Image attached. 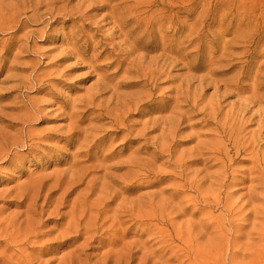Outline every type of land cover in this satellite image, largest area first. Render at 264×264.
I'll use <instances>...</instances> for the list:
<instances>
[{
	"label": "rangeland",
	"instance_id": "obj_1",
	"mask_svg": "<svg viewBox=\"0 0 264 264\" xmlns=\"http://www.w3.org/2000/svg\"><path fill=\"white\" fill-rule=\"evenodd\" d=\"M21 1L0 0V91L17 84L1 83L9 76H36L46 91H7L0 104L2 113L14 116L19 112L11 109L17 106L38 105L47 123L32 121L34 131L62 128L67 122L58 107L70 108L65 112L69 113L73 104L79 105L95 75L115 71L106 67L109 60L104 57L91 64L90 59L77 62L70 53L89 50L91 56L94 49V55H99L103 49L96 45L100 39L95 37L96 26L105 31L117 23L103 20L108 7L92 10L95 17L90 20L83 17L98 7L95 0L60 2L51 16L41 9L40 20L33 22L28 20L31 11L23 14ZM155 1L157 5L146 10L144 20L130 26H152L154 44L164 31L161 26H172L170 35L177 32V36L171 45L179 50L175 58L182 61L173 65L169 78L158 81L166 84L154 93V102L129 112L128 121L135 125L167 118L146 136L153 143L148 152L142 150L144 140L132 143L128 153L139 151L136 159L140 170L129 179L121 178L127 169L111 171L119 185H113L106 197L111 200L114 190L119 194L96 222L100 229L69 240L75 235L64 231L71 207L63 209L61 192L50 190V184L42 189L40 180L48 181L50 174L65 170L74 161L76 146L50 141L47 144L55 146L54 150L43 146L31 151L11 149L9 158L0 160V221H13L14 225L0 227V237L9 243L8 247L0 243V264H264V114L258 113L264 108L258 104L264 97V0ZM121 3L113 2L109 7ZM16 20L24 23L17 35ZM226 42L235 48L232 56L211 63L212 52ZM157 47L150 55L161 52L160 45ZM128 67L125 64L123 69ZM238 73H243L240 86L244 89L239 95L227 89L229 95L219 106L216 88ZM126 77L122 81L121 74L117 75L113 83L122 86L134 80V76ZM118 91L136 90L126 87ZM162 96L176 100L170 99L163 106L157 103ZM214 103L215 109H211ZM86 115L81 128L96 114ZM207 122L214 125L207 126ZM104 129L111 128L105 125ZM162 129L167 140L161 138ZM119 143L115 141L113 147ZM196 148L201 154H192ZM154 150L156 155H149ZM188 162L193 163L179 168ZM72 178L77 174L67 176ZM90 192L85 184L75 186L68 198L70 205L80 204L85 197L92 202L100 195L98 189L92 195ZM38 194L37 205L42 206L47 196L52 202L46 213L34 212L31 206ZM24 195L28 199L17 205ZM57 206L58 215L53 211ZM61 214H65L64 221ZM94 215L88 213L82 225L92 229Z\"/></svg>",
	"mask_w": 264,
	"mask_h": 264
},
{
	"label": "bare ground",
	"instance_id": "obj_2",
	"mask_svg": "<svg viewBox=\"0 0 264 264\" xmlns=\"http://www.w3.org/2000/svg\"><path fill=\"white\" fill-rule=\"evenodd\" d=\"M118 1H122V3L115 7H109L110 3ZM60 2L66 4L69 0H22L20 3H22L25 8L23 14H26V11L32 12L28 20L38 22L41 18L39 15L41 9L45 10V15L51 16ZM94 2L98 7L91 9L85 13L83 17L90 20L95 17L91 15L92 10L108 7L109 10L103 17V20L108 18L111 23H117V26H112L105 31L102 30L103 26H96L94 30L95 37H100L96 45H98V47L101 46L103 49L102 53L99 55H94V49L92 50L93 54L91 56H89V50L83 52L77 50L70 53V55L75 58L77 62L90 59L91 64L99 57H104L109 60L106 67H114L115 71L109 74L108 70H106L95 75V81L88 87L82 100L78 101L79 105L73 104L69 113L65 112L70 108L66 106L63 107L62 105L58 107L62 110L60 115H65L62 120L67 122L62 128H45L40 131H34L32 129L33 124L30 125L32 121H36L35 124L47 123L38 105L26 104L24 106H17L11 109V111L19 112V114L14 116L2 113L4 107L0 106V124L3 125L2 129H0V160L9 158L12 153L11 149L31 151L37 149L39 146H43L45 149L54 150L55 146L47 144V142L50 141L63 142L65 145L71 146L72 148L76 146V150L72 154L74 161L69 163L65 170L50 174L48 176V181L40 180L42 189L50 184V190L56 189V191L61 192L60 200L63 209L71 207L72 215L64 231L75 235L70 237L69 240L86 236L100 229V226L96 225V222L106 213L105 209L114 202L115 197L119 194L118 191L114 190L115 196L111 198V200L108 201L106 197L110 194V189L113 185H119L116 180L118 177L111 173V171L127 169V172L124 173L121 178L129 179L140 170L141 166L136 159V155L139 151L133 150L128 153L131 150L132 143L139 139L144 140L143 149H141L148 152L149 146L153 143L152 140L145 139L146 136L151 131L159 129L161 127V120L166 121L167 118L148 119L145 122L135 125L128 121V118L131 116L129 112L138 111L140 104L144 105L154 102L156 100L154 93L160 90L162 84H166V82L159 83L158 81L163 77L169 78L170 73L174 69L173 65L182 61L181 58H175V56L179 54V50L174 49L171 45L177 36V32L170 35L172 26H161L164 31H162L159 37L158 44H154L156 33L151 29L152 26H130L132 24L136 25L139 21L144 20L143 16L146 14V10H151L157 5L155 0H95ZM162 7L163 10L166 9V6L162 5ZM120 11L123 12L120 17H118ZM14 26L17 28L15 31L17 32L15 35H17L21 31L22 26H24V23L16 20ZM235 38L236 37H234V39ZM116 39L120 41L115 42L114 40ZM158 45L161 47V52L157 55H150L156 51ZM234 50L235 48L231 47V42L223 43L220 50L212 52L211 63L221 62V59L225 56H232ZM140 51L142 53L135 55ZM217 53H220V55L218 60L215 61L214 59ZM244 55L248 57V53ZM125 64H128L129 67L123 69ZM95 70L94 68V71ZM120 74L122 76V81L128 79L126 76H134L132 77L134 80L124 83L122 86H118L121 83H113V81L117 75ZM89 78H91V76ZM242 79H244L243 73H238L232 81L221 82V85L216 88L219 106L221 101L229 95L227 89L231 88L233 90V95H239L242 92V89L245 87L240 86V81ZM13 82L17 84L1 89L0 104L9 94L7 91H12L17 88H19V90H21V88L35 89L36 93L46 91V87H43L44 84H41V81L36 76L27 79L9 76L1 83ZM234 82L236 83L234 84ZM126 87L133 88L136 91L131 93H122L118 91V89ZM181 89L180 86L179 90ZM52 99L56 100L54 96H52ZM170 99L174 98L162 96L157 103L165 106ZM249 102L250 100H248V103ZM258 104L264 105V97L259 98ZM175 105L178 106V103ZM79 106L82 107L79 108ZM215 106L214 103L211 109H215ZM243 109L245 111L247 105H245ZM164 111L165 109L163 112ZM87 113L96 115L93 121H89L86 128H81L85 122L84 118L88 117L86 115ZM258 113L263 115L264 108L263 110H259ZM79 114L81 116H79ZM213 114L218 116L219 111H214ZM104 121H106V123L102 124L101 122ZM96 123L99 124L96 125ZM105 125H109L111 129H104ZM139 125L140 128H138ZM213 125L212 122H207V126ZM98 132H103V134L100 135ZM89 137H92L93 141L87 140ZM161 138L167 140L164 129H162ZM117 140H120V143L114 148L113 144ZM94 149H96V151L92 153ZM109 150L113 151L108 153ZM127 153V158L121 159V157ZM192 154L201 153L196 148V150H192ZM149 155L155 156L156 151L154 150V152L149 153ZM171 155L172 153H170V156ZM78 158L82 159L80 160ZM115 158H119V161L113 165H108V162ZM192 163L193 162L181 164L179 168H187V166ZM141 164L150 165L149 163L143 162H141ZM71 173H76L77 178L67 179V176ZM91 176L94 177L87 180V178ZM98 183L100 187L97 186ZM84 184L87 188H90V195L97 189L100 191V195L92 202L87 201L88 197H85L80 204L74 202L70 205L68 198L73 194L74 187ZM40 197V194L34 197L31 206L34 208V212L40 211L41 213H46L52 205V202L49 201V196H47L44 199L43 205L39 206L37 205V200L40 199ZM27 199L28 196L24 195L22 201L17 205H23ZM53 211L58 215L60 209L57 206ZM91 212L95 213L92 218V220L95 221V225L92 229L82 225L84 218ZM118 212L119 210L116 211V213ZM60 216V220L64 221L65 214H61ZM115 223L120 225L118 221ZM12 225H14L13 221H0V227L5 226L6 228ZM58 238L59 237H56L55 240ZM0 243L6 244V247L9 246L5 238L0 237Z\"/></svg>",
	"mask_w": 264,
	"mask_h": 264
}]
</instances>
